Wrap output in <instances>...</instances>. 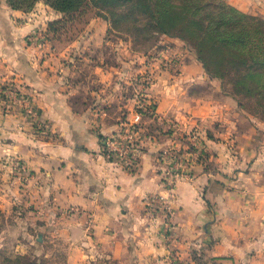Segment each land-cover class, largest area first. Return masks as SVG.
<instances>
[{
    "label": "rangeland",
    "instance_id": "rangeland-1",
    "mask_svg": "<svg viewBox=\"0 0 264 264\" xmlns=\"http://www.w3.org/2000/svg\"><path fill=\"white\" fill-rule=\"evenodd\" d=\"M223 1L256 19L249 22L251 30L264 26L262 0H241V9L229 0H186L185 4L189 14L208 22ZM48 2L0 0V11L14 10L11 4H15L27 15L28 42L44 51L45 69L59 78L71 111L87 117L95 131L105 132L106 157L129 170L146 143L166 139L167 149L159 158L163 183L184 173L175 188L198 172H264V71L259 78H247L248 84L260 82V92L236 94L237 72L216 78L213 75L222 73L213 64L217 59L206 57L213 75L209 74L194 41L159 32L148 7L138 2L88 0L70 13L59 12ZM172 5L181 9L178 2ZM161 80L166 81L161 86L171 87L167 96L176 110L174 116L158 112L154 92ZM0 96L5 113L18 106L34 109L13 81L0 84ZM47 124L43 119L38 126L44 135ZM1 167L9 176L5 181L0 169V264H106L99 258L68 256L65 240L42 221L33 188L26 187L32 177L27 165L2 159ZM47 218L53 220L51 214ZM191 257L195 264H236L232 258H211L201 248ZM180 263L185 264L173 261Z\"/></svg>",
    "mask_w": 264,
    "mask_h": 264
},
{
    "label": "crops",
    "instance_id": "crops-1",
    "mask_svg": "<svg viewBox=\"0 0 264 264\" xmlns=\"http://www.w3.org/2000/svg\"><path fill=\"white\" fill-rule=\"evenodd\" d=\"M6 9L0 11V84L13 81L34 109L5 113L0 96V161L27 165L26 187L33 188L42 221L65 240L68 256L106 264H195L191 256L201 248L211 258L264 264V172H198L177 184L172 216L165 219L147 199L164 190L159 158L168 141L146 143L132 170L106 157L105 132L71 111L59 78L45 69L44 51L28 42L27 15ZM164 82H156L158 112L174 116ZM43 119L47 135L38 130ZM0 169L6 181L7 169Z\"/></svg>",
    "mask_w": 264,
    "mask_h": 264
},
{
    "label": "trees",
    "instance_id": "trees-1",
    "mask_svg": "<svg viewBox=\"0 0 264 264\" xmlns=\"http://www.w3.org/2000/svg\"><path fill=\"white\" fill-rule=\"evenodd\" d=\"M86 1L88 0H49L47 4L59 12L70 13L77 11ZM114 1L138 2L141 7H148L159 32L194 41L200 54L199 61L211 75L213 74L210 73L206 57L213 61L214 58L217 59L213 64L216 63L222 73L213 75L214 77L221 78L224 74L237 72V85L234 89L236 94H253L263 89L259 81L254 82L255 84L247 83L250 75L253 79L259 78L264 71V26L251 30L249 22L256 20L254 17L243 14L224 1L215 6L217 15L208 22L203 17L189 14L186 0ZM174 1L181 5V9L172 5ZM11 8L21 10L15 4H11Z\"/></svg>",
    "mask_w": 264,
    "mask_h": 264
},
{
    "label": "built area",
    "instance_id": "built-area-1",
    "mask_svg": "<svg viewBox=\"0 0 264 264\" xmlns=\"http://www.w3.org/2000/svg\"><path fill=\"white\" fill-rule=\"evenodd\" d=\"M139 118H140L139 116L136 117L135 122H137L139 120ZM131 162L133 164L132 160H131ZM133 166H131V168L129 170H131ZM183 174L184 173H182V172H181V175L176 174V176L172 180L165 179V182L163 183L164 190H163L162 194H159V195L153 196V197H149L147 199L149 201L148 206L150 208L161 211L162 213L166 214V217L168 218L171 196L173 194L176 182L178 181L180 176H183Z\"/></svg>",
    "mask_w": 264,
    "mask_h": 264
}]
</instances>
